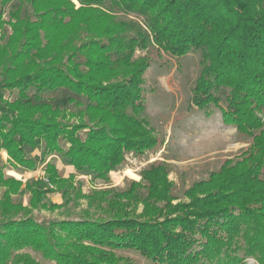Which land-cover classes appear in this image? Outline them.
Instances as JSON below:
<instances>
[{"label": "trees", "instance_id": "16d2710c", "mask_svg": "<svg viewBox=\"0 0 264 264\" xmlns=\"http://www.w3.org/2000/svg\"><path fill=\"white\" fill-rule=\"evenodd\" d=\"M14 1L0 0V8ZM16 1L20 7L11 15L16 22H8L13 34L0 44L3 87L19 93L0 118V153L5 150L13 166L34 170L37 161L28 149H41V161L61 156L66 165L108 182L127 153L151 149L147 123L125 111L136 115L146 109L140 75L150 61L133 59V52L155 47L157 55L201 52L194 104L204 109L224 98V121L252 137L253 145L244 161L230 168L232 177L228 172L222 181L225 173L212 174L188 192L191 202L177 206L171 205L176 197L168 187L154 184L167 182L160 164L143 171L145 183L130 181L125 189L85 195L80 189L67 197L74 176L61 177L51 160L46 180L33 182L30 208L13 202L20 182L6 178L1 167L0 264H41L19 254L24 247L59 264H116L113 252L122 249L137 250L157 264H246L247 258L264 264V0ZM24 5L31 6L35 19L21 18ZM120 13L141 16L144 24L113 16ZM110 16L115 20L104 32L94 25L95 18ZM76 17H85V23H73ZM6 24L0 11V31ZM62 27L71 32V45L56 42L53 31ZM118 69L130 73L127 82L106 84ZM59 90L78 107L85 100L86 110L103 113L101 126L85 139L78 135L86 127L84 112L77 113L79 124L60 123V108L44 103L45 93ZM53 186L66 192L65 204L52 207L73 201L81 208L75 218L48 227L30 218L12 220L39 208V198ZM80 199H88L85 208ZM140 204L143 213L136 210Z\"/></svg>", "mask_w": 264, "mask_h": 264}, {"label": "rangeland", "instance_id": "374dc122", "mask_svg": "<svg viewBox=\"0 0 264 264\" xmlns=\"http://www.w3.org/2000/svg\"><path fill=\"white\" fill-rule=\"evenodd\" d=\"M20 7L19 1H14L4 8H0L3 12L4 20L7 24L0 31V44L8 41V36L13 34L12 25L8 24L11 15ZM20 14V13H19ZM30 16L35 19L31 6L24 5L21 10V18ZM117 18H125L124 21H136L138 24H144L142 17L132 14L122 17L123 15H113ZM115 19L110 16L103 21L95 18L94 25L104 29L109 26ZM12 23L16 19L11 20ZM73 23L82 26L85 23V17H76ZM127 22V21H126ZM54 38L59 44H69L72 34L67 28L62 27L53 31ZM117 39H120L118 37ZM83 39L80 44H83ZM45 44V43H44ZM71 45V43H70ZM69 45V46H70ZM155 49L140 50L135 49L133 59L147 58L150 65L144 69L140 75L142 82V97L144 98L145 111L137 112L134 115L132 110L125 111L128 116H134L137 120L143 119L151 129V135L147 142L152 143L149 150L143 154L135 152L125 155V163L120 165L116 171L108 174V182L97 179L94 175L87 172L78 171L74 166L66 165L61 156L53 155L41 161L43 158L42 150L32 151L28 149V153L37 161V168L34 170H26L11 164L8 153L3 150L0 153V168H3V174L6 178H12L20 182L18 191L11 195V199L15 204L30 208L32 204V191L35 189L34 183L38 179H46V166L49 162H53L57 168L59 175L68 179L74 176L72 182L68 183L72 187L69 188L67 197L71 193L91 194L95 191L104 189H125L130 181L137 183H145L143 179V171L147 170L151 164L161 165L164 169L163 175L166 176L167 182H154L156 187H168L169 193L174 195L176 199L172 201V206L191 202L188 192L194 185H198L202 181L211 179L212 174L218 172L224 174L221 176L222 181L228 177H232L231 167L237 162L244 161L247 156L244 153L253 145V138L247 135L239 134L237 126L227 124L224 121L222 107L226 106L225 99L215 100L207 105L204 109H200L193 102L194 89L201 71V52L188 53L184 57H177L166 54L163 51L161 55H157ZM0 67V118L7 110V103L14 102L19 97L18 89H10L5 87L4 80L1 76ZM119 70L106 84L112 85L116 82H127L130 73ZM16 74L13 79L18 78ZM135 78H139L137 74ZM127 79V80H126ZM9 80L8 84H10ZM231 91V89H230ZM33 89L28 91L27 95H32ZM44 103L53 107L60 108L61 113L57 114L56 122L76 125L79 124L77 113L84 112L83 121L86 125L85 129L78 132V135L85 139L87 132L91 128L101 126L99 118L103 115L100 111L86 110L87 103L83 102V107L68 101L69 98L62 92H47L43 96ZM117 103V102H116ZM46 107H44L45 110ZM86 110V111H85ZM144 112V113H143ZM64 116V117H63ZM140 121V120H139ZM111 126L113 122H107ZM145 142V141H144ZM66 147L67 144H64ZM264 170V169H263ZM219 175V174H218ZM218 176V178H220ZM43 186L45 184L43 183ZM42 190L45 191V187ZM52 191L44 193L39 199V208L23 213L19 217L12 220L33 219V223L48 224L51 222L70 220L75 218L81 208L73 205V201L66 203L63 208H53V205H63L64 194L63 188L53 186ZM4 189H0V200ZM74 195H72L73 200ZM81 200V199H80ZM83 208L86 207L88 199H82ZM88 205V204H87ZM136 210L138 213L146 211L145 205L140 204ZM175 215L170 216V218ZM69 218V219H68ZM2 217L0 215V229L2 227ZM36 223V222H35ZM32 224V223H31ZM51 228V227H50ZM54 231V229L52 230ZM38 237L31 233V238ZM137 250L122 249L115 250L113 256L116 264H157ZM19 254H30L41 264H59L54 260H47L42 254L34 252L31 247H24ZM112 254V253H111ZM11 264H15L11 262ZM246 264H258L254 258H247Z\"/></svg>", "mask_w": 264, "mask_h": 264}]
</instances>
